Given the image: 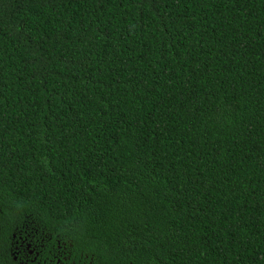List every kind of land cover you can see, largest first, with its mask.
<instances>
[{
  "label": "trees",
  "instance_id": "trees-1",
  "mask_svg": "<svg viewBox=\"0 0 264 264\" xmlns=\"http://www.w3.org/2000/svg\"><path fill=\"white\" fill-rule=\"evenodd\" d=\"M0 264H264V0H0Z\"/></svg>",
  "mask_w": 264,
  "mask_h": 264
}]
</instances>
